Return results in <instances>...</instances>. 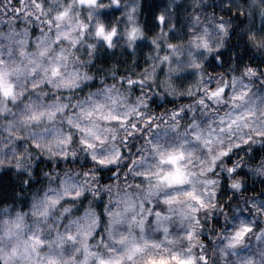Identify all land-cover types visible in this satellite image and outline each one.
Instances as JSON below:
<instances>
[{"label": "clouds", "instance_id": "1", "mask_svg": "<svg viewBox=\"0 0 264 264\" xmlns=\"http://www.w3.org/2000/svg\"><path fill=\"white\" fill-rule=\"evenodd\" d=\"M0 264H264V0H0Z\"/></svg>", "mask_w": 264, "mask_h": 264}]
</instances>
